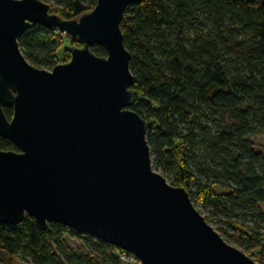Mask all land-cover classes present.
<instances>
[{
	"label": "water",
	"instance_id": "95a60500",
	"mask_svg": "<svg viewBox=\"0 0 264 264\" xmlns=\"http://www.w3.org/2000/svg\"><path fill=\"white\" fill-rule=\"evenodd\" d=\"M138 2L98 0L65 19L44 0H0V137L18 147L0 150V221L61 223L134 254V264H262L154 167L122 31ZM36 23L83 45L71 47L69 61L39 68L20 46Z\"/></svg>",
	"mask_w": 264,
	"mask_h": 264
},
{
	"label": "trees",
	"instance_id": "16d2710c",
	"mask_svg": "<svg viewBox=\"0 0 264 264\" xmlns=\"http://www.w3.org/2000/svg\"><path fill=\"white\" fill-rule=\"evenodd\" d=\"M44 1L73 19L98 0ZM122 31L135 77L133 109L151 123L154 167L187 188L227 241L264 264V151L249 137L264 124V0H140L127 7ZM68 42L76 41L36 23L20 46L50 70L71 59ZM91 49L108 55L102 45ZM4 110L11 119L14 109ZM0 150L18 147L0 137ZM0 248L27 264H127L125 252L134 255L61 223L41 228L29 215L18 224L0 221ZM0 264L9 263L0 257Z\"/></svg>",
	"mask_w": 264,
	"mask_h": 264
},
{
	"label": "rangeland",
	"instance_id": "374dc122",
	"mask_svg": "<svg viewBox=\"0 0 264 264\" xmlns=\"http://www.w3.org/2000/svg\"><path fill=\"white\" fill-rule=\"evenodd\" d=\"M69 44H68V47L70 46L71 47V45L73 46H75V45H79V44H77L76 42H73V43H71L70 44V42H68ZM79 46H81V45H79ZM65 62V61H64ZM64 62H62V63H64ZM254 123H256L255 125L256 126H258L259 125V121H258V119L257 120H255V122ZM249 137L251 138V139H253L255 142H256V147L259 149V150H263L264 151V124L263 125H261V126H258L257 127V129L255 130V132L254 133H252L251 135H249ZM159 172H161L160 170H159ZM162 173V172H161ZM163 174V173H162ZM164 176H166V175H164ZM167 177V179L170 181V177L168 178V176H166ZM196 203V202H195ZM196 206L204 213V214H206V215H208V212H206L201 206H200V204H197L196 203ZM263 208H264V204H263ZM240 219H244V216H240ZM215 228H218V226L220 225V224H218V223H215V222H210ZM220 231V230H219ZM68 239H69V241H70V243L71 244H73V245H79V244H81L82 243V241L79 239V238H76V237H71V236H69L68 237ZM229 241V240H228ZM229 243H231V244H233V245H235V246H237V247H239V248H243L242 246H239L238 244H236V243H234V242H230L229 241ZM244 251L246 252V250L244 249ZM246 253H248V252H246ZM249 254V253H248ZM0 257L4 260V262H6V263H9V264H27L26 262H24V261H22L20 258H18V257H16V256H14V257H10L7 253H5L3 250H1V248H0ZM137 262V261H136Z\"/></svg>",
	"mask_w": 264,
	"mask_h": 264
},
{
	"label": "built area",
	"instance_id": "2783aa9c",
	"mask_svg": "<svg viewBox=\"0 0 264 264\" xmlns=\"http://www.w3.org/2000/svg\"><path fill=\"white\" fill-rule=\"evenodd\" d=\"M124 260L127 264H134V262L138 261L135 255H128L127 252L124 254Z\"/></svg>",
	"mask_w": 264,
	"mask_h": 264
}]
</instances>
